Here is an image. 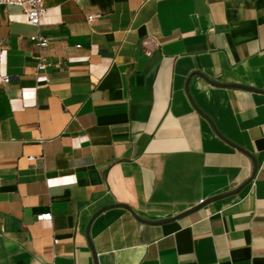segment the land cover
<instances>
[{
    "label": "crops",
    "instance_id": "0c3cea01",
    "mask_svg": "<svg viewBox=\"0 0 264 264\" xmlns=\"http://www.w3.org/2000/svg\"><path fill=\"white\" fill-rule=\"evenodd\" d=\"M44 4L0 6V264H264V0Z\"/></svg>",
    "mask_w": 264,
    "mask_h": 264
},
{
    "label": "built area",
    "instance_id": "2783aa9c",
    "mask_svg": "<svg viewBox=\"0 0 264 264\" xmlns=\"http://www.w3.org/2000/svg\"><path fill=\"white\" fill-rule=\"evenodd\" d=\"M1 5H14L18 6L22 9V12L27 17L29 25L33 26L34 28H38L40 26V21L42 16L46 13V7L44 4V0H0ZM100 18L99 14H93L87 17V22L92 24L96 20ZM30 41L39 49H43L48 46L49 40L39 33H36L30 36ZM149 40L145 41L144 44L146 45ZM150 52H147V55L150 56ZM51 64L45 62L44 60H40L37 65V71L45 70L46 68L50 67ZM4 83L8 82V78H3L2 80ZM29 161H32L33 158L29 157ZM52 216L50 213L40 214L37 216L36 220L41 221H51Z\"/></svg>",
    "mask_w": 264,
    "mask_h": 264
}]
</instances>
